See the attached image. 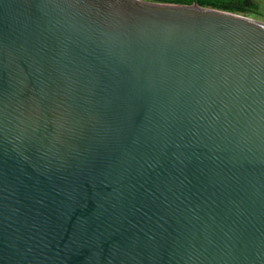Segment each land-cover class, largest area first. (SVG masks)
<instances>
[{
  "label": "water",
  "instance_id": "95a60500",
  "mask_svg": "<svg viewBox=\"0 0 264 264\" xmlns=\"http://www.w3.org/2000/svg\"><path fill=\"white\" fill-rule=\"evenodd\" d=\"M0 264H264V24L0 0Z\"/></svg>",
  "mask_w": 264,
  "mask_h": 264
},
{
  "label": "trees",
  "instance_id": "16d2710c",
  "mask_svg": "<svg viewBox=\"0 0 264 264\" xmlns=\"http://www.w3.org/2000/svg\"><path fill=\"white\" fill-rule=\"evenodd\" d=\"M160 4L191 5L196 4L199 7L211 8L215 10L246 13L251 4L249 0H145Z\"/></svg>",
  "mask_w": 264,
  "mask_h": 264
},
{
  "label": "rangeland",
  "instance_id": "374dc122",
  "mask_svg": "<svg viewBox=\"0 0 264 264\" xmlns=\"http://www.w3.org/2000/svg\"><path fill=\"white\" fill-rule=\"evenodd\" d=\"M231 14L264 24V2L252 0L251 6L246 13H242V14L231 13Z\"/></svg>",
  "mask_w": 264,
  "mask_h": 264
},
{
  "label": "flooded vegetation",
  "instance_id": "af4514ba",
  "mask_svg": "<svg viewBox=\"0 0 264 264\" xmlns=\"http://www.w3.org/2000/svg\"><path fill=\"white\" fill-rule=\"evenodd\" d=\"M250 1V4L252 3V0H249ZM259 2H264V0H257Z\"/></svg>",
  "mask_w": 264,
  "mask_h": 264
}]
</instances>
